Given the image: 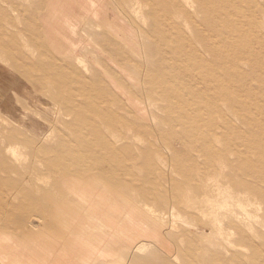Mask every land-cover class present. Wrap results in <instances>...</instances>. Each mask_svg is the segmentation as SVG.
Wrapping results in <instances>:
<instances>
[{"label": "rangeland", "instance_id": "obj_1", "mask_svg": "<svg viewBox=\"0 0 264 264\" xmlns=\"http://www.w3.org/2000/svg\"><path fill=\"white\" fill-rule=\"evenodd\" d=\"M70 215L104 264H264V0H0V242Z\"/></svg>", "mask_w": 264, "mask_h": 264}, {"label": "crops", "instance_id": "obj_2", "mask_svg": "<svg viewBox=\"0 0 264 264\" xmlns=\"http://www.w3.org/2000/svg\"><path fill=\"white\" fill-rule=\"evenodd\" d=\"M81 215H70L69 225L65 223L58 232L42 221L27 228L9 223L1 233L0 264H104L98 254L104 251V244L90 242L88 228L79 225ZM53 218L56 220L55 214L49 220Z\"/></svg>", "mask_w": 264, "mask_h": 264}, {"label": "bare ground", "instance_id": "obj_3", "mask_svg": "<svg viewBox=\"0 0 264 264\" xmlns=\"http://www.w3.org/2000/svg\"><path fill=\"white\" fill-rule=\"evenodd\" d=\"M99 200H102V199H99ZM97 218H98V215H93L92 216V221H95V222H98V220H97ZM91 229V228H90ZM243 251V250H242Z\"/></svg>", "mask_w": 264, "mask_h": 264}]
</instances>
